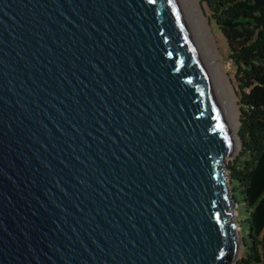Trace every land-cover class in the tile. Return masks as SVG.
I'll list each match as a JSON object with an SVG mask.
<instances>
[{"label": "water", "instance_id": "obj_1", "mask_svg": "<svg viewBox=\"0 0 264 264\" xmlns=\"http://www.w3.org/2000/svg\"><path fill=\"white\" fill-rule=\"evenodd\" d=\"M178 0H0V264H229L231 126Z\"/></svg>", "mask_w": 264, "mask_h": 264}, {"label": "trees", "instance_id": "obj_2", "mask_svg": "<svg viewBox=\"0 0 264 264\" xmlns=\"http://www.w3.org/2000/svg\"><path fill=\"white\" fill-rule=\"evenodd\" d=\"M225 38L237 82L239 149L232 199L245 214L238 264H264V0H204Z\"/></svg>", "mask_w": 264, "mask_h": 264}, {"label": "bare ground", "instance_id": "obj_3", "mask_svg": "<svg viewBox=\"0 0 264 264\" xmlns=\"http://www.w3.org/2000/svg\"><path fill=\"white\" fill-rule=\"evenodd\" d=\"M178 1L194 34L193 37L200 50L199 53L206 67L205 70L215 84L216 95L220 100V106L231 126L235 139L238 131L236 96L227 73L228 68L220 55L221 52L213 31V22L208 19L209 17L200 2L201 0ZM234 152H236V149Z\"/></svg>", "mask_w": 264, "mask_h": 264}, {"label": "rangeland", "instance_id": "obj_4", "mask_svg": "<svg viewBox=\"0 0 264 264\" xmlns=\"http://www.w3.org/2000/svg\"><path fill=\"white\" fill-rule=\"evenodd\" d=\"M201 4L203 5L204 9H205V12L206 14L208 15V19L210 21L213 22V31L215 33V37L217 39V42H218V46H219V50H220V55L222 56V59H223V62L225 63L226 67L228 68L227 69V73H228V76L230 78V81H231V84H232V89L234 91V94L236 96V109H237V114H236V119H237V127L239 125V115H240V112H239V109H238V106H237V82L234 78V67L231 63V61L229 60V57H228V53H229V48H228V45H227V42L225 40V38L223 37V34L221 33V31L218 29L217 25L215 24V22L210 19V14H209V11H208V8L204 2V0H201L200 1ZM237 147L239 149V142H237ZM238 149L237 151L235 152L234 155L232 156H226L224 158V163H223V166L224 168H226L224 170V174H225V179H226V182L227 184L229 185V193L230 195H232V185L230 183V175H229V172H231V165H233V159H234V156L236 155V153L238 152ZM235 203V202H234ZM241 205L239 203H235L234 206L232 207L231 211H233V220L236 222L235 223V231H236V236H237V242H238V250H237V255L236 257L234 258L233 261H231L229 264H238L240 258L243 256V237L244 235L246 234L245 230H243L241 224L243 223V219L245 218V214L241 213L240 212V207Z\"/></svg>", "mask_w": 264, "mask_h": 264}]
</instances>
